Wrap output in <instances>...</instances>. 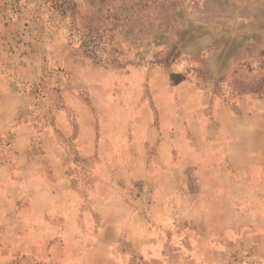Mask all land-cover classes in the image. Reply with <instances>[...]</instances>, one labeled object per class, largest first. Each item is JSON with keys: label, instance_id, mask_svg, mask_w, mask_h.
<instances>
[{"label": "rangeland", "instance_id": "rangeland-1", "mask_svg": "<svg viewBox=\"0 0 264 264\" xmlns=\"http://www.w3.org/2000/svg\"><path fill=\"white\" fill-rule=\"evenodd\" d=\"M0 89V264H264V0H0Z\"/></svg>", "mask_w": 264, "mask_h": 264}, {"label": "crops", "instance_id": "crops-1", "mask_svg": "<svg viewBox=\"0 0 264 264\" xmlns=\"http://www.w3.org/2000/svg\"><path fill=\"white\" fill-rule=\"evenodd\" d=\"M0 92H2L1 91V89H0ZM27 130H28V125H24V124H22L21 126H19V138L21 139L23 136H24V132H27ZM20 141V140H19ZM19 154H17V157L21 160V163H22V165L23 164H25V161H24V159H25V156H24V154H25V151H24V149H23V147H20L19 149ZM90 150H93V146L92 145H90L89 144V147L88 148H86L85 149V152H88V151H90ZM133 151L135 152L134 153V157H139V158H141V157H144V155H145V153L137 146V147H135L134 149H133ZM256 158V157H255ZM256 159H258V158H256ZM257 163H258V161H257ZM260 163V162H259ZM26 168H27V165H26ZM1 170L3 171V169L1 168ZM134 170V169H133ZM224 170L225 169H222V168H220V171L222 172V174H225L224 173ZM226 171V170H225ZM30 172V171H29ZM141 173H142V170L140 171ZM30 173H32V171L30 172ZM262 175V173H260L259 175H254V178H255V180H256V183H257V185H259V186H262L263 185V183H264V179H263V177L261 176ZM257 188H262V187H258L257 186ZM219 203V202H218ZM223 206V205H225L224 203H219V206Z\"/></svg>", "mask_w": 264, "mask_h": 264}]
</instances>
